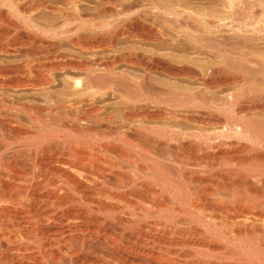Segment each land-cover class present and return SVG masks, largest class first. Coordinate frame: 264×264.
Here are the masks:
<instances>
[{"label": "bare ground", "instance_id": "bare-ground-1", "mask_svg": "<svg viewBox=\"0 0 264 264\" xmlns=\"http://www.w3.org/2000/svg\"><path fill=\"white\" fill-rule=\"evenodd\" d=\"M16 1L0 0V8L14 11ZM22 1L29 12L66 16L63 28L75 22L83 33L70 37L72 54L53 43L44 47L39 34L49 32L31 23L0 28V138L5 139L0 141V264H264V166L259 164L264 162V118L257 117L263 129L253 125L255 120L252 124L256 116L247 114L240 123L232 116L228 123L226 116L222 125L219 115L179 108L208 104L237 110L252 91L246 73L182 71L156 56L147 60L133 47L115 51L123 39L136 46L168 45L166 35L144 24L139 11L148 10L156 17L187 16L210 35L225 31L231 64L240 0H224L227 16L215 19L155 0H62L64 7L56 0ZM253 4L264 10V0ZM113 12L131 22L110 30L102 20ZM191 32L187 35L195 40ZM16 57L28 62H6ZM123 63L143 73H116ZM26 67L49 73H18ZM113 96L119 102L109 104ZM258 102L252 104L259 107ZM155 137V143L166 140L165 152L157 149ZM170 140L179 147L171 148ZM233 150L259 162L253 171L244 163L250 172L241 174L238 186L233 180L245 158L236 160ZM221 151L227 155L220 154L221 166L235 167L226 170L225 178L215 171ZM204 179L216 184L204 186ZM251 187L256 199L249 195Z\"/></svg>", "mask_w": 264, "mask_h": 264}, {"label": "rangeland", "instance_id": "rangeland-1", "mask_svg": "<svg viewBox=\"0 0 264 264\" xmlns=\"http://www.w3.org/2000/svg\"><path fill=\"white\" fill-rule=\"evenodd\" d=\"M16 1V0H15ZM20 1L22 2V3H20ZM42 1H44V0H42ZM46 1V0H45ZM64 1V0H63ZM62 0H56L55 1V4H57L58 6H62V7H64L65 5V3L63 2ZM139 1H141V0H139ZM155 1H159V2H162V3H164L165 5H168V6H170V7H172V8H174L176 11H181V12H194V13H196L197 15L199 14V15H201L203 18H206V19H215V18H219V16L221 17H223V18H226V16H227V11H226V3H225V1L224 0H213V2H212V0H201V1H190V0H155ZM241 1H243V2H241ZM57 2V3H56ZM122 2V1H121ZM212 2V3H211ZM214 2H216V4L214 3ZM200 3V4H199ZM240 3L241 4H239V5H242V6H238L237 8V10H236V13H235V16H234V19L236 20L235 21V29H234V31H235V34H236V39H234V41L232 42V44H231V47H232V50H233V54H232V59H231V64H230V61H229V59L227 58V55H226V49L225 48H228V46L226 47V45H228L229 43V41H228V38H227V33H225V31H223L222 30V33H220L219 35H218V33L217 32H215V33H211V34H213V35H210L209 33H206V32H208V30H206L205 28H203L204 26H201V24H199V23H197V22H194V21H192V20H190V19H188V17L187 16H184L183 18H181V19H177V18H174V17H171V16H167V15H162L161 16V14H160V16L159 15H157L158 17H156V15H154V13H150L148 10H140L139 12L140 13H142V15L144 16L143 18H145V20L146 21H144V24L147 26V27H149V28H152L153 30H154V28L157 30H159V31H161L164 35H166V36H164V39H166V41L168 42V45H157V44H159V43H155L154 44V42H151V43H145L144 45L143 44H138L137 46L136 45H134L133 43H130V42H128L126 39H123V40H119L118 41V45L116 44V50L115 51H121V49L122 50H124V49H126V50H132V47L135 49H139V50H141L140 52L142 53V54H144L145 56H146V58H147V60H149V58L150 57H154V56H156V57H158L159 59H161V60H163V61H165L166 63H169V64H171V65H173V66H175V67H177V68H180V69H182V71H184L183 69H186V68H189V69H191V70H193L194 72H196V73H211L213 70H218L219 71V73H235V74H238V75H244V73H246L245 75H244V79L246 80L245 82H246V87H249V89L250 88H252V91H250L252 94L255 92V94H253L255 97H253V95L252 94H250V92L248 93V94H250L249 96H248V94H247V96H245V97H248L247 98V101H246V99H245V102L248 104V106H247V104L245 103V102H243V100H242V102L244 103H240L239 102V106H242V107H244L245 106V108H250V109H248L247 108V110L245 109V108H241V107H237V110H236V108H233L234 109V111H233V109L231 108H228V109H230V110H228L227 108H221L220 110L218 109V108H216V107H213V105L211 106H209L208 104L205 106V105H202V104H199L198 105V107H196L195 105H193V104H189V105H192V107H190L189 105H185V108H184V106H181V107H179L180 108V110L181 111H184L186 108H187V110L186 111H188L189 109V111H191V108L194 110V112H196V113H203L204 114V112H205V115H207V116H212L211 114H213V117H217L218 115V117L216 118V120H219V122H220V119H221V121H223V123H222V125L225 123V122H227V119H225L226 118V116H227V118H228V123L230 122H233V121H231V119L232 120H234L236 117H238V118H236V120H234V122H237V120L239 121L238 123H240V120L242 119V118H245V117H247V115H249L248 117L250 118L251 117V119L253 118V116L255 117L256 116V118L258 117V118H260L261 120H262V118H264L263 116H264V114L262 113V112H264V111H260L259 109L257 110V108H259V107H261V105L262 106H264V102H262L261 103V101L264 99V95L262 96V94H264L263 92H264V33H263V31H264V23H262V21H263V17H264V10H262L263 8H260L259 6H255L254 4H253V0H240ZM249 3V4H248ZM15 4H17V6H16V8L14 9V11H11L10 9H8V8H6V7H4V8H0V28L2 29H10V26H11V30L13 29V25L15 24L16 25V23L17 24H19L20 26H27L28 24L29 25H34L35 27L37 26L38 28H40V29H42V31L44 30V31H48L47 33V36H45V34H42V35H40L39 34V36H40V40H41V42L43 41L44 43V47L46 46V43H47V45L50 43V44H52L53 43V45H57L58 47H57V50L59 49H61V51H67L68 53L70 52H72V47H71V45L69 44L70 43V39L71 38H73L74 36L76 37L77 35H79V34H82L83 33V30L82 29H80V28H78L79 27V24L78 23H75V22H71V23H69V25L68 26H66L65 28H63V24L62 23H64L63 21H65L66 19V16H65V18H63V15H56V14H48V13H45V12H38V13H34V12H29V11H27V10H25L24 9V5H25V2L24 1H22V0H17L16 1V3ZM22 4V5H21ZM212 4H213V6H212ZM253 4V5H252ZM19 5V6H18ZM193 5V6H192ZM252 5V6H251ZM246 6V7H245ZM21 7V8H20ZM211 7V8H210ZM214 7H217L218 8V11H219V13L218 12H212V11H215V8ZM223 7V8H222ZM257 7V8H256ZM206 8H208V9H206ZM210 8V9H209ZM17 9V10H16ZM249 9V10H248ZM212 10V11H211ZM16 11V12H15ZM22 11V12H21ZM223 11V12H222ZM202 12V13H201ZM212 12V13H211ZM221 12V13H220ZM44 13V14H43ZM215 13H217L216 14V17H215ZM224 13H226V14H224ZM114 14V12L113 13H110V14H108L107 16H106V19H103L102 21H104L106 24H110L109 25V27H110V30L112 29V31H113V29L114 30H120V29H122V28H124V27H126V25L128 26V24L131 22L130 20H128L126 17H124V15H121V14H116V16H115V14ZM209 14V15H208ZM2 15V16H1ZM120 15V16H119ZM214 15V16H213ZM219 15V16H218ZM7 16V17H6ZM25 16V17H24ZM117 16L119 17V19L117 18ZM122 16V17H121ZM255 16V17H254ZM121 17V18H120ZM214 17V18H213ZM221 17V18H222ZM236 17V18H235ZM252 17V18H251ZM257 17V18H256ZM63 18V19H62ZM242 19V20H241ZM128 20V21H127ZM257 20V21H256ZM259 20V21H258ZM27 21V23H25ZM101 21V22H102ZM130 21V22H129ZM240 22V23H239ZM260 22V23H259ZM31 23V24H30ZM247 23V24H246ZM259 23V24H258ZM12 24V25H11ZM245 24V25H244ZM29 25L27 26V27H29ZM57 25V26H56ZM124 26V27H123ZM187 27V28H186ZM78 28V29H77ZM137 28L138 29H141L142 28V25H137ZM191 28V29H190ZM70 30V32H69V30ZM205 29V30H204ZM25 30V29H24ZM190 30H192V32L190 31ZM256 30V31H255ZM188 31V32H187ZM254 31V32H253ZM24 33H25V31H23ZM26 32H28V31H26ZM189 32H191L193 35H195V37H196V41L195 40H192L191 38H189V36L187 35ZM239 32V33H238ZM238 34V35H237ZM182 35V36H181ZM197 35V36H196ZM204 35V36H203ZM215 35V36H214ZM215 37V38H211V37ZM217 36V37H216ZM224 36V37H223ZM226 36V37H225ZM71 37V38H70ZM165 37H167V38H165ZM221 37V38H220ZM42 38V39H41ZM202 38V39H201ZM211 38V39H210ZM223 38V39H222ZM194 39V38H193ZM209 39H210V41H209ZM218 39H220V40H217ZM225 39V40H224ZM65 40V41H64ZM192 40V41H191ZM215 40H216V43H215ZM174 41H176V42H174ZM212 41H214V42H212ZM63 42V43H62ZM122 42V43H121ZM206 42V43H205ZM208 42V43H207ZM212 42V43H211ZM219 42H222V43H219ZM60 43V44H59ZM62 43V44H61ZM121 43V44H120ZM203 43V44H202ZM210 43H211V46H210ZM220 45H218V44ZM171 44V45H170ZM206 44V45H205ZM214 46H213V45ZM216 44V45H215ZM221 44H222V46H221ZM226 44V45H225ZM61 45V46H60ZM174 45V46H173ZM180 45V46H179ZM202 45V46H201ZM203 45H205V46H203ZM208 45V46H207ZM218 45V46H217ZM218 47V48H216V47ZM61 47V48H60ZM175 47H176V49H175ZM214 47V48H213ZM222 47V48H221ZM225 47V48H224ZM121 48V49H120ZM182 48V49H181ZM203 48V50H201ZM216 48V49H215ZM221 48V49H220ZM225 50H224V49ZM63 49V50H62ZM120 49V50H119ZM200 49V50H199ZM212 49H214V50H212ZM217 49H218V51H217ZM43 50V49H42ZM42 50H41V52H42ZM56 50V51H57ZM220 50H222V51H220ZM44 52V51H43ZM42 52V53H43ZM221 53V54H220ZM223 53V54H222ZM72 54H73V52H72ZM107 54H110L111 55V53H107ZM217 55V56H216ZM149 56V57H148ZM234 56V57H233ZM44 57V56H43ZM23 58V57H22ZM21 57L20 58H18V57H16V58H10V61H9V59H7L6 60V62L8 61V64L11 62V64L10 65H12V64H18V65H22V63L23 62H28V60H26V59H22ZM223 58H224V60H223ZM237 59V60H236ZM26 60V61H25ZM226 60H228V61H226ZM234 62H233V61ZM1 63L3 64L4 62H2V60L0 61V65H1ZM226 65H225V64ZM232 63H234V64H232ZM230 64V65H229ZM126 65V64H125ZM124 65V63L123 64H121V65H118L117 66V68H116V70H117V72L116 73H135V74H140V73H143V71L142 70H140V69H142L141 67H139V66H135V67H131V68H129V66L128 65H126L125 66ZM128 66V67H127ZM185 67V68H184ZM219 69H218V68ZM232 67H233V69H232ZM25 69V70H24ZM48 68H41V67H35L34 69H30L29 70V68H23L20 72H18V73H49V69L47 70ZM232 69V70H231ZM140 70V71H139ZM159 71V70H158ZM158 71H155V72H153V73H156V72H158ZM221 71V72H220ZM160 72H162V71H160ZM57 73H62V72H57ZM64 73V72H63ZM181 73H183V72H181ZM256 74V75H255ZM261 74V75H260ZM255 75V76H254ZM155 77H156V75H155ZM247 77H249V78H247ZM156 78H158L159 79V77H156ZM248 82V83H247ZM248 85V86H247ZM250 85V86H249ZM254 86V87H253ZM260 86V87H259ZM263 86V87H262ZM195 88V87H194ZM259 89H263V90H259ZM251 90V89H250ZM259 90V91H258ZM262 92V94H260V93ZM259 95H261V96H259ZM224 95L226 94V93H223ZM258 95V96H257ZM251 96V97H250ZM245 97H243V99L245 98ZM258 97H261V98H258ZM251 98V100H252V103L253 104H256L258 101H260V99H262L261 101H260V103L258 102V106H259V104H260V106L259 107H256L257 105H253L252 103H251V101L249 100V103L253 106H251L249 103H248V99H250ZM253 98H255V99H253ZM258 98V100H256ZM253 100H256V103H255V101L253 102ZM109 101H110V103H109ZM109 101H107L109 104H113L114 102H119V99H117V101H116V99H115V97L113 96ZM264 101V100H263ZM107 103V104H108ZM156 106H158V105H156ZM193 106L194 107H196L195 109L193 108ZM205 106V107H204ZM208 106H209V108H208ZM255 106V107H254ZM159 107H165L164 109H167V110H170V112L172 111L171 109H172V107L171 106H167V105H163V104H161V105H159ZM213 107V108H212ZM184 108V109H183ZM199 108V109H198ZM203 108V110H204V108L205 109H207L206 111H201V109ZM239 108H240V110H239ZM251 108H254V111H253V109L251 110ZM224 109V110H223ZM242 109H243V111L245 112H243L242 111ZM192 110V111H193ZM199 110V111H198ZM213 110V111H212ZM215 110H218V112H216ZM223 112H222V111ZM258 112H257V111ZM210 111H212V113L210 112ZM219 111H221V112H219ZM228 111V112H227ZM239 111H242V112H239ZM252 111L254 112V113H252ZM208 112H209V115H208ZM214 112H216L215 113V115H214ZM231 112V113H230ZM241 114V117L239 116L240 114ZM256 112V113H255ZM260 112L262 113L261 115H263L262 117H260L261 115H259L260 114ZM219 113V114H218ZM229 113V114H228ZM233 113H235L236 114V116H235V114L234 115H232ZM252 115H251V114ZM247 114V115H246ZM254 114H256V115H254ZM258 114V115H257ZM225 115V116H224ZM251 115V116H250ZM207 116H205L206 118H209V117H207ZM220 116H222L221 118H220ZM232 116V117H231ZM202 116H200V118H201ZM230 117H231V119H230ZM203 118V117H202ZM206 118H203L204 120L206 119ZM222 118H224V119H222ZM234 118V119H233ZM249 118H246L247 120L249 119ZM252 119L251 120V122L253 121V120H255V121H253L252 122V124L254 125V126H258V127H260V129L263 127V125H262V123L259 121V119L257 118V119ZM245 119V120H246ZM225 120V121H224ZM230 120V121H229ZM250 120V119H249ZM173 121V124H175L176 122H174V120H172ZM261 124H260V123ZM257 123H259V124H257ZM172 124V125H173ZM226 124V123H225ZM176 125V124H175ZM185 125L183 124L182 125V128L184 127ZM220 126H221V124H220ZM257 127V128H258ZM185 128V127H184ZM263 129V128H262ZM57 132H59L58 134H60V135H64L65 134V132H66V130L65 129H63L62 127H57ZM62 130V131H61ZM64 131V132H63ZM62 132V133H61ZM64 133V134H63ZM252 136H254V135H252ZM144 137H146V140H147V136L146 135H144ZM171 134L168 136V139H171ZM0 139H2V140H0V141H3V140H5V139H3V138H0ZM149 139V138H148ZM158 139V138H157ZM155 140H156V137H155V139H154V143H155ZM159 140V142L161 141V139H158ZM236 141H238L237 139H235ZM157 141V140H156ZM164 141H166V140H164V139H162V141L159 143V142H156L155 143V145H157L156 147H157V149H159L160 148V150H162V148H163V150H164V148L166 147V148H168V143H165ZM171 141L173 142V140H170V143H169V145L171 146V148H177V147H179V144H176V142L174 143L173 142V144L171 143ZM236 141H235V143H236ZM117 142H119V140L118 141H116V142H114L115 144H118ZM234 142V141H233ZM244 143L245 144H248V141H244ZM175 144V145H174ZM174 145V146H173ZM176 145H177V147H176ZM186 145H187V143H186ZM159 146V147H158ZM119 150H121V149H119ZM162 150V152H165L166 150H164L163 151ZM236 151H238V152H236ZM242 151V152H241ZM233 150V152H232V156L237 160H239L240 162H241V160L240 159H244V160H242V162H243V165L245 166L246 164H244V163H247V166H248V168H249V170L252 168V166L253 165H255V164H257L258 166H259V164H262V166H264L263 165V163L264 162H256L255 163V161H257V160H254V158L252 157V156H250L251 154H249V153H246L245 151H243V150ZM230 152V153H231ZM240 152V153H239ZM244 152V153H243ZM237 153V154H236ZM220 154H222L224 157H226L227 155H225V152L224 151H221V153L219 152V156H218V158L220 157V158H222V155H220ZM227 154V153H226ZM261 156V157H260ZM238 157V158H237ZM252 159H251V158ZM258 158L260 157V158H262V154L260 153V154H258V156H257ZM263 157H264V155H263ZM172 158H174V157H171V159ZM220 158L218 159V161H217V166H216V169H215V171L217 170V172L216 173H218L219 174V177H224V176H226L228 173H227V171L226 170H228V169H230V167H231V169L233 168V169H235V167H234V165H232V166H224V159L222 158L221 160L223 161H221L220 160ZM240 158V159H239ZM250 159V161H249V159ZM170 159V158H169ZM170 159V160H171ZM246 159H248L247 161L248 162H246ZM173 160V159H172ZM171 160V161H172ZM176 160V159H175ZM220 160V161H219ZM170 161V163H172ZM218 162H220V163H218ZM222 163H224L222 166H221V164ZM259 163V164H258ZM218 165H220L221 166V169H223V171L220 169V167L218 166ZM243 165H242V167H243ZM251 167H250V166ZM176 166H178V165H176ZM224 166V167H223ZM235 166H236V164H235ZM247 166H245V167H243L244 169H242V167L240 166V167H237V169L236 170H239L240 168V173L238 174L237 173V176H234L235 177V182H234V180H233V183H234V185H240V182H241V180H243V175H241L242 173L243 174H245V173H248V172H250L249 170H246V169H248L247 168ZM258 166H256V168L258 167ZM219 167V168H218ZM229 167V168H228ZM255 166H253V168H254ZM218 168V169H217ZM227 168V169H226ZM252 168V171L253 170H255V168L253 169ZM221 172H220V171ZM225 170V171H224ZM245 171H248V172H245ZM222 172L225 174V175H223L222 174ZM245 172V173H244ZM227 173V174H226ZM239 176H240V178H239ZM241 176H242V178H241ZM225 178V177H224ZM237 178H239L238 180H237ZM205 180H207V179H204L203 180V182L205 181ZM239 181V182H238ZM209 181H207V183H206V181H205V183H204V186H208V185H212V186H214L215 184H216V182L214 183V182H209ZM223 183H224V181H219V184H220V186L222 185V186H224L223 185ZM236 183V184H235ZM208 184V185H207ZM214 184V185H213ZM217 184H218V182H217ZM99 187H104L105 185H101L100 183H99ZM236 186V187H237ZM106 187H108L109 189H111L112 191H115L112 187H110V186H107L106 185ZM252 188V187H251ZM251 188H250V190H251ZM253 190V191H252ZM252 190L249 192V195L252 197V198H254L256 195L254 194V193H252L251 194V192H255L254 191V189L252 188ZM256 193V192H255ZM254 196V197H253ZM257 197V196H256ZM224 199H226V198H224ZM254 199H256V198H254ZM172 214V215H171ZM168 216H175V217H179V216H183V215H181V214H179V213H170V215H168ZM201 228H203V226L201 225L200 226ZM211 230L212 229H214V230H212V231H215L216 230V227H214V225L213 226H211V228H210Z\"/></svg>", "mask_w": 264, "mask_h": 264}]
</instances>
